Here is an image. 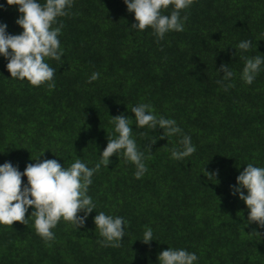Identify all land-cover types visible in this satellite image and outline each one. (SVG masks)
Returning <instances> with one entry per match:
<instances>
[{"label": "trees", "instance_id": "obj_1", "mask_svg": "<svg viewBox=\"0 0 264 264\" xmlns=\"http://www.w3.org/2000/svg\"><path fill=\"white\" fill-rule=\"evenodd\" d=\"M0 5V23L19 34L17 6ZM184 15L183 31L157 41L150 28L129 33L133 14L123 0H73L53 25L63 23L64 52L61 60L47 59L56 70L51 90L8 78L0 57V163L20 171L44 149L40 159L67 167L79 158L93 167L107 137L116 135L109 116L134 117L130 108L138 103L181 129L163 137L162 129L137 128L133 121L145 174L135 178V165L115 154L93 174L87 194L95 210L128 222L120 247L98 243L95 210L78 231L61 219L48 244L29 218L25 225L0 226V264H157L168 247L196 253V264H264V229L252 232L246 206L229 189L246 164L264 166V64L252 84L240 79L242 56L264 54V0H193ZM241 40L251 41L247 52L236 47ZM221 63L234 75L218 84ZM94 71L100 76L87 83ZM152 135L161 138L149 152ZM182 135L196 150L176 161L169 150ZM204 168L216 176L208 180ZM146 226L156 240L148 244L140 241Z\"/></svg>", "mask_w": 264, "mask_h": 264}, {"label": "clouds", "instance_id": "obj_2", "mask_svg": "<svg viewBox=\"0 0 264 264\" xmlns=\"http://www.w3.org/2000/svg\"><path fill=\"white\" fill-rule=\"evenodd\" d=\"M72 3L73 0H44V3L40 0H5V4L17 6L19 15L15 23L22 29L19 34H9L6 23H0V57L7 61L5 69L10 74L8 78L26 81L32 86L46 84L49 90L55 87L53 77L56 70L49 66L47 59L61 60L64 49L58 39L63 23L61 21L58 26L53 25H57V18L68 15ZM123 3L126 11L133 14V22L127 26L129 33L150 28L159 41L170 31L184 30L187 16H181V10L188 9L193 0H123ZM169 5L172 10L165 15L163 10ZM3 6L0 5V8ZM250 46V40H241L236 47L244 53ZM242 59L244 64L240 79L250 85L264 64V54L242 56ZM216 72H223L222 80H218V84L234 75L229 65L223 63ZM99 76V72H92L87 83L97 80ZM130 111L134 117L123 113L109 116L116 135L111 139L107 137V144L99 152V161L93 167H88L79 158L67 167L56 159H40L46 149L36 158H31L35 162L26 163L23 171L11 162L0 163V226H12L14 221L25 225L32 218L35 233L48 244L55 239L51 229L61 219L76 231L84 227L89 214L96 208L92 197L87 194L93 174L101 166L107 168L113 154L117 157L123 156L126 162L134 164V177H142L147 171L144 163L146 157L138 149L132 136L133 121L137 128L146 126L151 131L162 129L163 137L181 133V129L174 119L158 116L150 104L138 103ZM160 138L161 136L152 135L146 149L150 152L151 145ZM195 150L190 136L182 135L178 146L169 150L170 158L183 161ZM204 173L208 180L216 176V172H206L205 168ZM22 177H26L23 184ZM229 189L230 195L237 196L246 206V225L256 226L252 232L258 233L256 229H264V166L246 164L235 177V184L230 185ZM29 206L32 211L25 218ZM95 213L92 221L95 230L102 237L98 243L104 247H120L127 220L103 211L95 210ZM154 240L152 228L146 226L140 241L148 244ZM156 260L157 264H196L198 257L196 253L184 248L168 247L158 253Z\"/></svg>", "mask_w": 264, "mask_h": 264}]
</instances>
